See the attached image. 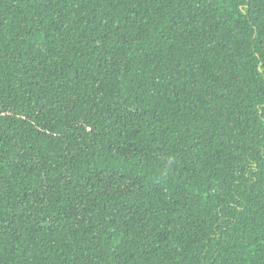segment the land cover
Listing matches in <instances>:
<instances>
[{"label":"trees","instance_id":"16d2710c","mask_svg":"<svg viewBox=\"0 0 264 264\" xmlns=\"http://www.w3.org/2000/svg\"><path fill=\"white\" fill-rule=\"evenodd\" d=\"M0 264H264V0H0Z\"/></svg>","mask_w":264,"mask_h":264}]
</instances>
